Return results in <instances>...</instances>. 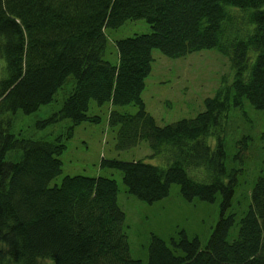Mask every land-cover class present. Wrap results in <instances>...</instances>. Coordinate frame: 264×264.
I'll list each match as a JSON object with an SVG mask.
<instances>
[{
    "label": "trees",
    "instance_id": "1",
    "mask_svg": "<svg viewBox=\"0 0 264 264\" xmlns=\"http://www.w3.org/2000/svg\"><path fill=\"white\" fill-rule=\"evenodd\" d=\"M144 18L148 32L115 40L117 60L104 58L107 27ZM171 57L217 48L233 68V79L204 97L194 116L159 124L146 109L142 91L152 68V48ZM0 264H143L130 254L118 184L107 175L66 174L59 155L76 124L97 122L89 102L134 103V112L111 108L116 147L146 140L151 155L166 166L138 159L102 157L118 168L126 191L152 203L176 182L183 197L218 199L219 216L201 247L184 229L168 242L152 233L147 264H264V164L251 180L247 198L236 197L240 169L225 163L224 140L209 137L233 108L245 100L264 108V0H0ZM72 76L58 109L36 121L46 126L70 119L66 133L52 138L19 137L6 113L36 111ZM215 147V148H214ZM244 143L237 154L242 153ZM18 150L16 159H7ZM204 167V178L188 169ZM241 202V204H239ZM240 213V214H241ZM239 214V215H240ZM237 222L236 235L229 238ZM180 249L181 252H175Z\"/></svg>",
    "mask_w": 264,
    "mask_h": 264
},
{
    "label": "rangeland",
    "instance_id": "2",
    "mask_svg": "<svg viewBox=\"0 0 264 264\" xmlns=\"http://www.w3.org/2000/svg\"><path fill=\"white\" fill-rule=\"evenodd\" d=\"M150 30L151 26L144 18L127 19L118 27H107L104 58L116 62V39ZM152 55V68L146 77L142 96L146 109L159 124L194 116L204 109V97L213 95L219 86L229 84L233 79L229 58L215 47L203 48L178 57L168 56L158 47H153ZM4 65V59L0 58V77L5 73ZM73 82L74 78L70 76L58 89L54 99L40 105L34 112L24 113L18 109L14 113H6L11 120V130L14 134L19 137L52 138L59 133H66L65 126L70 123L68 118L41 127L36 121L48 117L59 108ZM111 108L134 112L137 107L132 102L112 105L107 101L99 105L91 99L88 113L98 114L99 120H84L74 126L72 136L66 139V148L59 155L62 171L50 180V185L60 183L66 174H100L114 177L118 184L117 202L125 213L124 229L130 254L140 258L143 264H147L148 243L152 233L168 242L170 235L184 229L189 236L197 235L201 247L205 246L219 216V198L215 201L198 197L188 200L180 192L179 184L173 182L167 196L149 203L126 191L120 169L100 165L102 157L128 160L141 158L163 166L167 164L162 155H151L152 150L146 140L130 148H117V126L110 125L107 120ZM217 135L225 142L226 165L240 169L237 173L240 184L235 191L233 208L231 206L228 209L236 211L239 219L243 214L241 211L247 209V204L241 209L234 208L236 197L242 201L247 198L249 183L245 182L253 180L264 164V108H255L245 100L243 106L231 109L228 116L214 129L209 141L215 147ZM241 142L245 148L242 153L237 154ZM18 155V150H9L5 157L16 159ZM200 168L201 170L191 167L188 172L192 176L204 178L206 171L204 167ZM236 231L237 222L231 227L228 237L235 236ZM175 252L180 253L181 250L176 249ZM41 264H52V260L41 259Z\"/></svg>",
    "mask_w": 264,
    "mask_h": 264
}]
</instances>
